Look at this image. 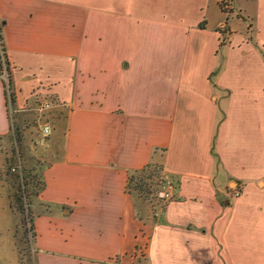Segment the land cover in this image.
<instances>
[{
  "label": "crops",
  "instance_id": "obj_1",
  "mask_svg": "<svg viewBox=\"0 0 264 264\" xmlns=\"http://www.w3.org/2000/svg\"><path fill=\"white\" fill-rule=\"evenodd\" d=\"M232 1L264 52V0ZM211 5L218 9L216 0H0L12 111H32L49 146L33 206L34 264H264V156L242 176L224 165L229 120L222 111L218 123L212 100L227 62L216 57L233 48L220 39L222 20L209 28ZM230 25V41L247 45ZM208 37L213 62L198 64V85L192 72L172 74L189 66L190 40ZM203 45L194 48L202 60ZM4 91L0 78L2 136L12 131ZM180 95L209 106L192 132L183 133ZM148 163L175 184L155 220L126 191L128 173Z\"/></svg>",
  "mask_w": 264,
  "mask_h": 264
},
{
  "label": "rangeland",
  "instance_id": "obj_2",
  "mask_svg": "<svg viewBox=\"0 0 264 264\" xmlns=\"http://www.w3.org/2000/svg\"><path fill=\"white\" fill-rule=\"evenodd\" d=\"M216 1L220 11L211 5L209 28L211 24L216 23V21L211 23L212 18L222 20V25L217 29L220 39L222 42H229L233 50L228 47L221 48L216 57V64L221 63L223 57H227V62L221 79L224 85H220L223 89H218L219 98L212 100V104L218 105L214 107L216 114L218 113V123L223 121L222 111L227 114L229 120L221 129L222 136H225L228 143L227 149L222 150L224 165L242 176L251 170L257 171L258 166L255 162L259 161L260 156H264V52L258 47L254 33L250 30L251 25L246 29L248 21L243 20L244 15L238 11L241 2L234 5L232 0ZM230 22L241 26L242 30L238 32L245 35L247 45H242L235 36L230 41ZM209 41L210 37L205 41L191 39L189 63L187 62L189 66L186 68L171 66V73H182L185 78V74L192 72L188 78L192 81V86H197L200 79L197 74L198 64L202 61V66H208L213 62L210 58V46L213 42ZM175 43H178V37L171 38V44ZM198 43L206 44L203 45V50H209V53L203 51L205 52L203 60L198 57L201 51L199 53L198 50H194L195 44ZM243 50L245 52H242ZM218 69L220 70V67ZM0 78L7 83L5 73ZM211 80L213 81L212 77ZM202 103L205 102L189 95H180L176 100L178 106L176 111L183 115L179 117L185 124L183 133L194 131L192 126L199 124L204 112L208 111V104ZM9 115L12 131L7 135H0V264H34L32 234L26 233L30 226V223L26 222V212L31 219L35 215L33 206L37 200L33 194L39 187L43 164L48 159L49 146L47 137L36 127L32 111L26 112L23 118L19 119L10 107ZM48 126L50 129V125ZM179 140L184 139L179 138L178 145ZM30 199L31 206L22 213L21 209L26 207ZM144 207L149 220L160 217L164 209L160 210L157 207L152 210L154 207L147 204ZM155 212H159V215L154 216Z\"/></svg>",
  "mask_w": 264,
  "mask_h": 264
},
{
  "label": "trees",
  "instance_id": "obj_3",
  "mask_svg": "<svg viewBox=\"0 0 264 264\" xmlns=\"http://www.w3.org/2000/svg\"><path fill=\"white\" fill-rule=\"evenodd\" d=\"M4 22L0 19V77L5 73L7 75V83L3 80L4 83V94L6 97L8 107L13 109L15 104V95L12 90V82L10 75V64L7 59L5 46L2 38V29ZM7 86V87H6ZM163 168L161 164L158 163H148L141 169L132 170L127 175L126 180V191L132 195H135L140 201L144 204L154 207L164 208L160 206L159 202L156 200V192L161 184L163 179ZM44 183L41 177V181L39 182V187L33 194L35 198L38 197L39 193L43 190ZM31 206V199L26 203V207H22V213L26 212V210ZM26 222L30 223V226L27 229L26 233L32 234L31 237L34 240V226H33V218L31 219L29 213L26 212ZM143 257V254H141Z\"/></svg>",
  "mask_w": 264,
  "mask_h": 264
},
{
  "label": "built area",
  "instance_id": "obj_4",
  "mask_svg": "<svg viewBox=\"0 0 264 264\" xmlns=\"http://www.w3.org/2000/svg\"><path fill=\"white\" fill-rule=\"evenodd\" d=\"M49 107L48 103H40L37 106V110L39 112H42L43 110L47 109ZM42 131L44 134H48L49 133V126L48 125H43L42 127ZM174 191H175V184L174 182L169 179V178H164V180L161 182L155 196H156V200L161 204L160 206L165 207V205L167 204V202L171 201L174 197ZM239 192H237L235 194V196H239ZM157 208V207H156ZM155 208V209H156ZM160 208V207H159ZM154 209V210H155ZM161 210V208H160ZM159 212H155L154 216H158Z\"/></svg>",
  "mask_w": 264,
  "mask_h": 264
}]
</instances>
